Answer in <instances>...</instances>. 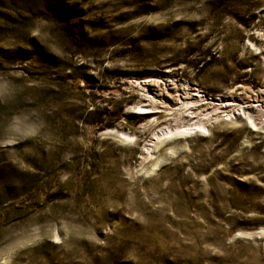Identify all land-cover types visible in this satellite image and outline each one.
<instances>
[{
  "label": "rangeland",
  "instance_id": "1",
  "mask_svg": "<svg viewBox=\"0 0 264 264\" xmlns=\"http://www.w3.org/2000/svg\"><path fill=\"white\" fill-rule=\"evenodd\" d=\"M259 90L264 0H0V264H264Z\"/></svg>",
  "mask_w": 264,
  "mask_h": 264
},
{
  "label": "bare ground",
  "instance_id": "2",
  "mask_svg": "<svg viewBox=\"0 0 264 264\" xmlns=\"http://www.w3.org/2000/svg\"><path fill=\"white\" fill-rule=\"evenodd\" d=\"M152 81V79H143L142 81H141V83L142 84H144L145 86H147V85H150V82ZM165 85H171L172 84V86H175V83H173L172 82V80H170V79H166L164 82H163ZM181 91L179 92V93H177L178 94V97H176V99H177V101H179V102H184V100L185 99H189V101L191 100V102H193L194 103V97H197V96H199L200 94H199V90H196L195 88L193 89H190L189 87H184V86H180V88H179ZM190 89V90H189ZM248 89V88H247ZM191 90H194V92L192 91L191 92ZM245 91V90H244ZM263 90H259V91H257L256 92V95H260V94H262V93H264V92H262ZM245 92H247V91H245ZM262 92V93H261ZM164 93V92H163ZM162 89H158L156 92H154V93H147V97H148V100L149 101H154L157 97H159V96H161L162 94ZM264 95V94H263ZM241 96H243V99H246V95L244 94H242ZM175 97V96H174ZM249 98H251L250 96H249ZM158 99V98H157ZM229 99V98H228ZM197 100V99H196ZM248 101V100H247ZM185 104V103H184ZM237 104H238V102H237ZM237 104H234V103H231V102H223V101H220V102H216V103H214V105L215 106H213L212 107V109H210L209 111H207L204 115H203V117H197V119H195V120H193L192 122H187V124L186 125H183L182 127H178V128H175V131H177V132H193V131H198V130H202V129H205V128H207L206 127V122L204 121L206 118L208 119L209 118V120L211 119V118H213V117H215L219 112H229L227 109H224V108H226V107H229V106H232L234 109H236V107H237ZM240 104V103H239ZM251 104V106L250 107H256V108H258V109H260V110H263V114H264V103H255V104H252V102L250 103ZM241 105V104H240ZM247 106V105H246ZM211 107V106H210ZM249 107V108H250ZM244 108V107H243ZM242 108V111H241V109L240 108H238L237 110H238V114H241V113H243L244 115H242V116H245L246 117V119H248L249 120V123L250 124H252L251 126H254V127H257L258 126V123H260V122H257L256 121V118H255V116L253 115H251V114H249V113H251V112H246L245 111V109H243ZM223 109V110H222ZM231 108H229V110H230ZM248 109V108H247ZM232 111V110H231ZM229 114V113H228ZM236 114V113H235ZM235 114H233V115H235ZM260 117V116H259ZM262 117V116H261ZM260 117V118H261ZM261 120V119H260ZM259 121V120H258ZM174 130H169V131H167L168 133H172ZM164 132V131H163ZM163 134V133H162ZM171 135H173V134H171ZM168 136V135H167Z\"/></svg>",
  "mask_w": 264,
  "mask_h": 264
}]
</instances>
